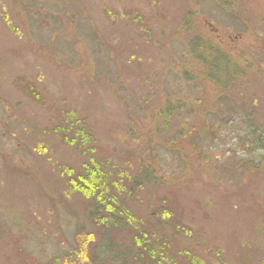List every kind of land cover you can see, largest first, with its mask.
<instances>
[{
	"label": "rangeland",
	"instance_id": "obj_1",
	"mask_svg": "<svg viewBox=\"0 0 264 264\" xmlns=\"http://www.w3.org/2000/svg\"><path fill=\"white\" fill-rule=\"evenodd\" d=\"M0 228V264H264V0H0Z\"/></svg>",
	"mask_w": 264,
	"mask_h": 264
},
{
	"label": "trees",
	"instance_id": "obj_2",
	"mask_svg": "<svg viewBox=\"0 0 264 264\" xmlns=\"http://www.w3.org/2000/svg\"><path fill=\"white\" fill-rule=\"evenodd\" d=\"M66 126L67 131L65 133H70L71 139L65 138V142L68 144L75 143L77 146L84 145L86 141V133L79 130L80 126L75 123H66ZM86 160L87 164L82 167L81 174L75 175L72 178L68 177L71 190L81 195L85 200L92 202L93 206L96 205L107 212L106 214H101L98 218L99 223L97 224L100 227L110 228V226H112L120 229H136L133 220L138 224L137 220L133 219L126 210L122 211L121 208H123V206H120L118 210H115L119 204L114 197L117 196L119 192L123 191L122 186L119 185L112 188V180H110L111 178L109 175L107 176L104 170L95 163L91 157H86ZM108 183H110L109 187L106 186ZM110 190L113 191L112 195L109 194ZM110 214H112L110 217L112 220L109 221L108 218ZM133 241H135L136 246L140 248L141 251L134 256V260L145 257L152 264H166V262L170 261V258H172L163 246L162 248L156 249L160 251H155L153 247L147 246V240L144 234L134 238ZM83 242L85 243L82 244ZM88 245L89 243L82 238L78 245V249L74 252L76 255L75 257L80 260L79 263L81 264H92L93 262V259L88 254ZM185 257L187 258L186 264H202L201 261H196L189 253L186 254ZM54 264H57V262L55 261Z\"/></svg>",
	"mask_w": 264,
	"mask_h": 264
}]
</instances>
